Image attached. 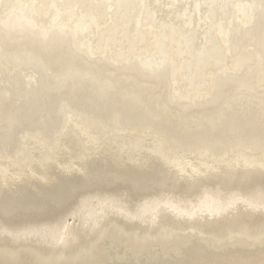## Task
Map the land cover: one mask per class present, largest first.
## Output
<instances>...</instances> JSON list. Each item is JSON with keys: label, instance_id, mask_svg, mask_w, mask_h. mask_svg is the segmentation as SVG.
Here are the masks:
<instances>
[{"label": "bare ground", "instance_id": "6f19581e", "mask_svg": "<svg viewBox=\"0 0 264 264\" xmlns=\"http://www.w3.org/2000/svg\"><path fill=\"white\" fill-rule=\"evenodd\" d=\"M0 264H264V0H0Z\"/></svg>", "mask_w": 264, "mask_h": 264}]
</instances>
